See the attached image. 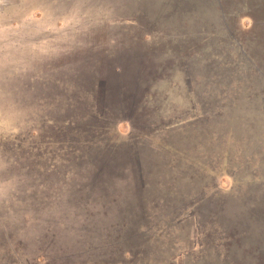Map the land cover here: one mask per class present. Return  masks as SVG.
Listing matches in <instances>:
<instances>
[{
    "label": "rangeland",
    "instance_id": "374dc122",
    "mask_svg": "<svg viewBox=\"0 0 264 264\" xmlns=\"http://www.w3.org/2000/svg\"><path fill=\"white\" fill-rule=\"evenodd\" d=\"M5 2L0 264H264V0Z\"/></svg>",
    "mask_w": 264,
    "mask_h": 264
},
{
    "label": "clouds",
    "instance_id": "9594fccd",
    "mask_svg": "<svg viewBox=\"0 0 264 264\" xmlns=\"http://www.w3.org/2000/svg\"><path fill=\"white\" fill-rule=\"evenodd\" d=\"M0 5L4 8V20L6 23L14 22L17 18L16 5L6 3L5 0H0Z\"/></svg>",
    "mask_w": 264,
    "mask_h": 264
},
{
    "label": "trees",
    "instance_id": "16d2710c",
    "mask_svg": "<svg viewBox=\"0 0 264 264\" xmlns=\"http://www.w3.org/2000/svg\"><path fill=\"white\" fill-rule=\"evenodd\" d=\"M184 22V21H183Z\"/></svg>",
    "mask_w": 264,
    "mask_h": 264
}]
</instances>
